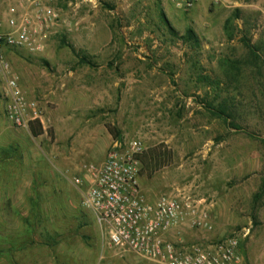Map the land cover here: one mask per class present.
I'll return each mask as SVG.
<instances>
[{"label": "rangeland", "instance_id": "obj_1", "mask_svg": "<svg viewBox=\"0 0 264 264\" xmlns=\"http://www.w3.org/2000/svg\"><path fill=\"white\" fill-rule=\"evenodd\" d=\"M14 1L0 0V14ZM52 7L44 47L7 48L6 57L48 120L45 132L33 126L41 129L35 142L76 207L58 217L46 243L2 250L0 264H158L112 246L81 203L85 186L74 182L83 164L101 163L114 141L132 138L144 147L138 180L149 198L184 194L210 206V230L185 224L171 238L210 244L250 226L240 251L248 264H264V0ZM162 13L178 34L192 28L199 44L173 35Z\"/></svg>", "mask_w": 264, "mask_h": 264}, {"label": "built area", "instance_id": "obj_2", "mask_svg": "<svg viewBox=\"0 0 264 264\" xmlns=\"http://www.w3.org/2000/svg\"><path fill=\"white\" fill-rule=\"evenodd\" d=\"M53 2L16 0L8 5L5 18L0 17L4 112L15 127L38 126L45 132L48 120L38 101L23 91L6 49L40 51L57 19ZM143 148L138 138L116 140L101 163L83 164L84 175L74 178L77 185L85 186L81 203L93 213L109 243L158 264H248L239 239L249 235L250 226L210 244L184 243L170 237L173 230L185 224L210 230V206L184 194L163 193L149 198L138 180Z\"/></svg>", "mask_w": 264, "mask_h": 264}, {"label": "crops", "instance_id": "obj_3", "mask_svg": "<svg viewBox=\"0 0 264 264\" xmlns=\"http://www.w3.org/2000/svg\"><path fill=\"white\" fill-rule=\"evenodd\" d=\"M5 16V12L0 14L3 19ZM19 80L23 86L22 73ZM4 91L0 70V255L2 250L11 253L13 248L16 255L21 248L38 246L44 239L46 243L58 217L76 204L53 174L31 129L15 127L6 118ZM65 185L70 188L68 182Z\"/></svg>", "mask_w": 264, "mask_h": 264}, {"label": "trees", "instance_id": "obj_4", "mask_svg": "<svg viewBox=\"0 0 264 264\" xmlns=\"http://www.w3.org/2000/svg\"><path fill=\"white\" fill-rule=\"evenodd\" d=\"M240 15V10L238 8L234 9V14L229 16L226 20H225V24H224V30L225 32L228 33V25L231 22L232 18H236L239 17ZM162 17L164 19V21L167 23L168 28L170 30V32L175 35L178 36L179 38H181L184 42L185 41H192L195 45L199 44V37L197 36V34L195 33V31L192 28H187L185 30V32L183 34H178L174 28L172 26L169 25L167 19L165 18L164 13H162ZM229 36H231V33H228ZM243 44L250 50H252V45L250 44L248 39H243ZM223 112V111H221ZM35 127V126H34ZM33 126H30V129L32 131V133L38 134L41 129H35ZM108 127V131L112 134L113 138H118L120 136V132L119 130L115 127V126H107Z\"/></svg>", "mask_w": 264, "mask_h": 264}]
</instances>
